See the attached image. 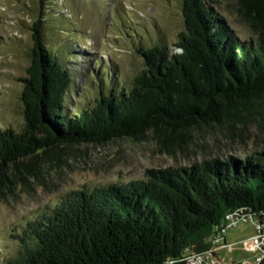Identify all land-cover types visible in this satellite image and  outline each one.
<instances>
[{"label": "trees", "instance_id": "trees-1", "mask_svg": "<svg viewBox=\"0 0 264 264\" xmlns=\"http://www.w3.org/2000/svg\"><path fill=\"white\" fill-rule=\"evenodd\" d=\"M237 4L260 30L254 43L240 40L202 0H182L184 30L174 48L139 49L144 67L128 89L73 114L65 113L71 75L45 47V20L36 18L22 79L24 124L0 130V184L10 167L59 144L180 133L237 118L264 96V0ZM239 208L264 218V153L146 169L125 184L71 191L27 223L10 264H170Z\"/></svg>", "mask_w": 264, "mask_h": 264}, {"label": "rangeland", "instance_id": "rangeland-1", "mask_svg": "<svg viewBox=\"0 0 264 264\" xmlns=\"http://www.w3.org/2000/svg\"><path fill=\"white\" fill-rule=\"evenodd\" d=\"M202 2L226 20L240 40L256 41L260 30L244 16L237 0ZM181 3L0 0V130H19L24 124L22 79L27 78L30 66L31 26L36 18L45 20V47L71 75L65 113L73 114L92 107L102 95L128 89L144 67L139 49L154 45L169 51L174 48L184 30ZM168 132L157 136L148 131L138 138H118L104 144H59L10 167L6 174L9 181L0 184V264L20 257L19 237L27 223L49 213L71 191L125 184L142 179L146 169L264 153V96L250 99L248 108L237 118H224L220 125ZM221 223L213 225L209 237L184 250L186 260L182 256L169 263H186L192 256L205 258L213 250L217 254L214 264H253L259 255L253 243V224L229 229L224 240L218 241L215 233Z\"/></svg>", "mask_w": 264, "mask_h": 264}, {"label": "built area", "instance_id": "built-area-1", "mask_svg": "<svg viewBox=\"0 0 264 264\" xmlns=\"http://www.w3.org/2000/svg\"><path fill=\"white\" fill-rule=\"evenodd\" d=\"M226 214L227 215L225 216V218L221 220L222 223L218 226V232L215 233V237L217 236V240L223 241L224 236L226 235V232L229 229H233L238 225L246 222L252 223L255 231V236H253V243L254 247L259 253V255L255 258L253 264H262V262L264 261V218L256 217L255 215H252L251 213L242 208L229 211ZM216 255L217 254L213 250H210L209 253L206 254L205 258H202V256H192V258L190 257L189 259H187L186 263L184 260V262H181H183L184 264H214L213 259L217 257ZM183 259H185L184 256ZM210 260H212L213 262ZM243 264L249 263L246 262Z\"/></svg>", "mask_w": 264, "mask_h": 264}]
</instances>
